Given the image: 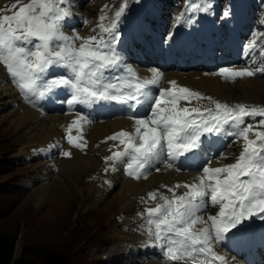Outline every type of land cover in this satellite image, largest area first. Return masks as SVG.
Segmentation results:
<instances>
[{
	"label": "snow or ice",
	"instance_id": "snow-or-ice-1",
	"mask_svg": "<svg viewBox=\"0 0 264 264\" xmlns=\"http://www.w3.org/2000/svg\"><path fill=\"white\" fill-rule=\"evenodd\" d=\"M63 4L66 0H30L13 15L0 16V62L21 89L41 99L55 96L64 89L70 98L63 102L73 109L76 105L90 108L113 102L133 111L137 107L145 109L146 117L134 118V134L121 131L107 138L119 139L125 145L124 151H117L106 159L120 162L128 157L127 175L146 178L154 160L165 154L172 162L180 157L194 159L205 143L202 137L232 136L244 141L235 163L203 167L198 184L184 185L189 191L172 199L161 196L164 204L147 210L148 217H156L148 220L155 229L150 235L164 250V257L170 261L195 260L207 253L215 257L213 241H223L229 233L243 231L247 221L254 217L264 221V132H257L255 140L249 139L254 126L245 124V117H264V109L213 101L211 97L177 86L174 80L169 82L170 89H164L159 87L163 74L158 70H153L151 79L138 78L115 47L120 40L119 21L124 7L116 13L110 27L101 25L99 38L89 37L77 48L75 41L81 38L63 31L66 18L72 16L68 7H60ZM11 7L16 8L17 4ZM187 7L193 12H209L212 5L190 2ZM230 15V8H226L221 19ZM72 32L76 33V29ZM244 50L245 53L250 50L248 45ZM52 68L63 69L68 75L48 76ZM258 73H264V67L226 66L211 75L234 83L238 78ZM44 77L47 78L38 86V81ZM150 86H157L156 94ZM192 98L209 100L215 104V109L178 107L181 101ZM77 115L66 130L67 142L83 148L86 145L78 143L80 138L72 136L71 132L81 121L92 122V117ZM259 124L264 125V119ZM61 155L70 157L69 152H61ZM174 166V163L168 164V167ZM149 196L154 199L156 194ZM205 197L209 200L205 201ZM206 203L219 205L218 215H209L210 226L194 231L193 225L197 223L207 225L198 215ZM218 259L225 260L223 256Z\"/></svg>",
	"mask_w": 264,
	"mask_h": 264
},
{
	"label": "bare ground",
	"instance_id": "bare-ground-1",
	"mask_svg": "<svg viewBox=\"0 0 264 264\" xmlns=\"http://www.w3.org/2000/svg\"><path fill=\"white\" fill-rule=\"evenodd\" d=\"M9 1L12 0H0V12L3 9L1 8V6ZM168 2L165 0L158 6H153L152 9H149V17L154 21L152 26L160 33L162 37L168 34L169 31L174 27V20L172 23L168 22V19L165 20L161 17V13L166 12L170 15L172 11H175V15H177L179 11V9H173V7H171L173 3L174 5L176 4L175 0H168ZM90 3H95V9H89V7L84 8L83 6L78 5L75 0H71L69 9L72 12V16L71 18H66V21L64 23V25L68 27V30L76 29L77 34L81 38H85L86 35L91 33L92 28H97L100 25V10H103L105 7L98 8V6L107 5V0H91ZM139 11L140 10H137V13L133 12L129 16V18L132 19L135 25L141 27V25H145V20L143 19L144 13H141ZM190 11V14L192 13L195 17L198 16V12H193L192 10ZM248 15H251V17H249V21H251L252 17L254 16L252 13ZM258 17H260L259 20L263 22V17L256 15V19ZM225 23L230 24V28L233 31L229 40L232 48L233 46H238L240 44V34L243 35V33H239L238 28H244L245 31L248 30V27L250 25L248 24V19L246 18V16L243 19L238 18V15L233 12V14L226 19ZM147 24L150 26L148 22ZM203 25L206 26V24ZM122 29L125 30L126 26ZM71 32L66 31L67 35L73 36L74 34H72ZM148 32L153 33V31L150 30ZM184 32H186V35L182 36V38H184L185 40L187 39L190 42L188 32H193L188 30V26L186 24L181 25L179 30L175 31V33L177 34H182ZM194 33L197 34L198 32ZM249 34L252 37V44L256 43L257 39H262V33L259 27L253 26L251 29H249ZM193 37H195L196 39H200L196 36ZM144 40H146L145 34H143V39L140 40V43L133 34L132 43L128 42V44L131 43L132 46L134 42H138L140 48H144ZM147 40L150 41L148 37ZM146 42L147 41H145V43ZM154 45L161 47L158 43V40L154 42ZM140 48H137L139 53L138 57H136L137 55H132V57L130 58L123 57L124 63L132 66V68L137 73V77L140 79H151L153 70H158L159 72H161L163 74V77L159 87L170 89L172 86L169 82L174 80L176 81L177 86L187 87L192 91L201 93L205 97H211L213 101L225 103L229 106L242 103L249 109L251 108V106H254L255 104L260 103L262 102V100H264L263 74H258L257 76L255 75L253 77L238 78L233 83L231 81L223 79L219 75H211V73L216 72L217 69L211 64L201 62L198 57H194L193 65L198 69H203V72H200L195 67L191 66H187L183 69H177V63L175 62L165 66L164 68H160V55L158 51H147L148 57L144 59L143 54H141V51H139ZM235 51L236 50L234 49L233 52L235 53V56L238 57V60L235 62L231 61L228 65H224V67L235 66L237 69L244 66L264 67V62L258 61L257 58L250 56L242 60L240 58L241 54ZM237 63H242L243 65L239 66ZM211 68H213L215 71H211ZM56 71L59 70L56 69ZM206 73L208 75H205ZM150 87L152 88V90L157 89V86ZM24 99L19 96L16 89L10 84L4 68L0 65V110L1 107L2 109L4 107L7 110V112L3 116V119H5L7 122L6 124L8 131L17 133L19 135L18 137L21 138V141L19 142L20 145L15 150L16 155H19L20 157L23 156V159L25 160L39 157L43 160V163L48 166V170H52L51 165L54 163L56 156L60 154L61 148H63V150L66 152L67 150L74 152V157L72 160L61 159L62 161L60 162L62 163L59 164L57 173L67 174L70 171L69 167L78 169V173L72 175L71 179H69V181H71L74 185V188L70 183H66L64 179H57V173L54 174V177L56 176V181L61 180L59 181L61 182V187L57 186L55 180L54 182H44L37 193L39 202H42L45 199L48 188H52L53 186L55 188V192H52L50 197L51 200L53 199L54 195L60 192L62 193L61 188L66 192L67 198H70L69 194L73 195L74 192H77L80 189V193L78 194L82 198L81 209L83 210L88 203L87 201L90 200V195L85 197V191L83 190L84 186H82L83 188L78 187L76 181H79V177L82 175L85 176V174L89 172H95L94 170L96 169V166H98L102 170V172L107 171V169L110 167L112 168L111 173L109 172L110 181L108 180L110 182V186L114 187L117 185L119 186L120 191L114 197H110V195H108L109 193H107L106 195L108 197L105 198V204L106 206L109 205L110 207L114 202L118 204V211L121 214L118 215V213L117 216H115L117 223V218L124 219L127 217L126 219H129L131 217V213L129 211L130 209H132L131 206L133 205V203L136 207L138 200L140 198L147 197L150 193H155L156 196H166L169 199H172L174 198V196L178 197L189 191V189L184 187V185L199 183L198 177L202 175V169L199 170L198 168H195L193 170V168H190L186 171H182L179 169H175L174 167H168V164L164 161L162 156H159L154 160L151 168L147 173L146 178L144 176H141L139 179L123 174L122 160L120 162H114L113 160L106 159L107 157L112 156L113 153L123 150V145H121L117 140H109L107 138L121 131L134 134V119L116 118L106 120L102 123H84L83 121H81L80 125L78 127L74 126L71 132L72 136L86 138L87 140L86 146H88V151L86 155H81L79 153H75V147L67 142L68 133L66 130L72 123V121L78 118L77 113L68 114L64 112L63 110L66 109L64 106L59 110L60 112H56L54 110L43 111L37 106L32 107L27 105L25 103L26 99ZM60 99L61 96L57 95V100ZM214 105V103L206 99L197 100L195 98H192L190 99V101H181L178 107H200L203 111L204 109L211 108ZM252 131L256 136L254 127ZM82 144L84 145V143ZM242 144H244L243 139L235 140L233 144H229L227 146L228 151H225L223 153V156H231L233 154V150L236 149L237 146ZM205 145H207L206 141ZM92 148H94V151H96V157ZM203 152L205 154L202 153L198 161L202 164V167L207 166L215 168L223 167L224 165L229 164L228 160L221 161L222 153L220 151L215 157H209L207 155L209 153V150H204ZM182 158L183 157H180L179 159L181 160ZM236 159L237 157H233L232 162L236 161ZM187 161L194 162L195 159H188ZM221 163L223 165L219 166L221 165ZM185 167V165L181 166L182 169H186ZM157 169L159 170L157 171ZM51 175L52 173H49L45 176V179L47 178V176L49 179ZM90 180L94 185H96V187H100L99 184L101 183L98 182L99 177H97L96 174L93 173ZM177 185H179V187H177ZM89 188H93V185H90ZM169 189H173L174 191H170ZM207 198L208 197H205V200ZM218 209L219 205H211L210 208L208 206H205L200 210L198 215L202 216L203 219L207 221V217L209 215H218ZM136 211H139V209ZM134 216L135 223L137 225H128L124 228H121L119 226L111 227V230L107 237L111 240H115L114 245L111 247L108 253L110 257L118 256V254L122 250H128L129 253L134 252L135 257L138 260L137 262L135 261L134 264H247L243 260L245 258V254H234L226 251L225 248L232 245L234 242L239 241V239L249 240L255 237V235L250 232H247L245 235L237 232L235 233L234 237L227 235L226 239L223 241L212 242L211 246L212 251L216 254L215 257H213L210 253L212 258L205 255L195 260L189 259L183 261L164 262L163 258L161 259L158 256L159 252L155 249V245L151 240L150 232L154 231V225L152 224L148 227L146 221L142 224H139V222L144 220V218L146 217L144 211H141L139 215H137L136 213V215ZM210 224V221H207V225L197 223L193 225V230L195 231L205 226H210ZM261 236H264V234L262 233ZM96 244L98 247L101 246L100 249H102V251H105L106 248H102L106 246L105 244ZM126 251H124V253H126ZM219 256H223L225 260L220 261L218 259ZM254 264H264V255H260V260L255 261Z\"/></svg>",
	"mask_w": 264,
	"mask_h": 264
},
{
	"label": "rangeland",
	"instance_id": "rangeland-1",
	"mask_svg": "<svg viewBox=\"0 0 264 264\" xmlns=\"http://www.w3.org/2000/svg\"><path fill=\"white\" fill-rule=\"evenodd\" d=\"M71 0H66V4L60 5V7H68L70 6ZM136 0H107V5L98 6L103 8L100 10V16L104 17L101 20L100 25L97 28H92L91 33L86 35L85 38H81L77 32L73 33L72 30H68V27L63 25V31L65 34L66 31L71 32L74 35H78L81 39L75 41V46L78 48L80 44L84 43V41L89 38L96 36L99 37V32L101 31V25L105 27H110L111 22L115 19L116 13L124 7L125 9H129L133 7ZM165 0H139L137 10H140L141 13H146L147 15L145 19L150 27H153L152 24L154 21L149 17V9L150 6H158L160 3H163ZM168 2V0H166ZM171 5L173 9H179L178 13H180L187 3H193V0H175ZM208 3H211L212 0H206ZM232 0H217L220 8L218 11L223 14V11L226 9L227 3H231ZM244 3L245 8L248 9L249 14H253L252 20L249 21V17L251 15L241 14L240 12H234L238 15V18H246L248 19V30L245 33L249 34V29L253 26L260 27V23L262 21L259 20L260 17L256 19V15H263L264 17V0H245ZM30 0H12L1 6L3 8L0 12V16L4 15H13L19 8L25 4H28ZM69 4H68V3ZM78 5L83 6L84 8L89 7V9H95V3H90L91 0H75ZM82 3V4H81ZM143 3V4H141ZM169 3V2H168ZM13 4H17L16 8H12ZM68 4V6H67ZM170 7V6H167ZM233 9H236L237 5H232ZM231 8V7H229ZM241 8H244L241 6ZM240 8V9H241ZM90 11V10H89ZM233 11V10H231ZM133 12H129L127 15L130 16ZM177 13V14H178ZM176 12L172 11L169 15L166 12L161 13V17L165 20L168 19V22L172 23L174 17H176ZM170 20V21H169ZM104 21V24H103ZM126 23L122 26L124 28ZM154 28V27H153ZM254 31V29H253ZM243 33V35H245ZM264 36V33H263ZM247 38V37H246ZM264 42V37H262ZM260 40V41H261ZM94 43V42H93ZM140 45L138 42H134L133 45L128 44L127 50L119 51V53L123 57H132V55H137L138 57V49ZM141 54H143L144 59L148 57L147 49L140 48ZM264 51V48L261 49ZM264 59V57L262 58ZM157 89L153 90V94H156ZM234 106V105H232ZM247 107V106H246ZM257 109H264V100L262 102L251 106ZM7 110L1 107L0 110V233L14 235L16 238L15 243V251L13 255V260H17L22 253L31 247H38L41 250H44L48 253H52L58 257L63 258L64 264H134V262L138 261L135 257L134 252L129 253L128 250H122L118 256L110 257L108 255L109 250L114 245V240H111L107 237L109 234L111 227H121L125 226L137 225L135 223V216L140 214L141 211L145 212L146 217L144 220L139 222V224L146 223L148 227L150 224L148 223L149 219H156L155 217H148L147 210L155 209L158 205L164 204V201L161 199V196H155V198H150L148 195L145 198H140L135 207L134 203L130 209L131 217L129 219H120L117 218V223L115 216L120 215L121 213L118 211V204L113 203L111 207L105 204V198L108 197L106 194L109 193L110 197H114L120 191L119 186H110V174L112 168H108L107 171L102 172V170L96 166L95 172L87 173L79 177V181H76L78 187L83 188L85 197L90 195V200H88L84 209H81V201L82 198L78 194L80 193V189L77 192H74L73 195L69 194L70 198H67L66 192L61 188L62 193H58L54 195L51 200L52 192H55L54 186L52 188H48L45 199L42 202H39L38 191L39 188L43 185L44 182H54L55 177L54 174L58 172L59 164H61L63 160H72L74 152L67 150L70 153V157L61 156V152H66L61 148V152L58 156H56L54 163L51 165L52 170H48V166L43 163V160L39 157H35L33 159L25 160L24 157H20L16 155L15 150L19 147V142L21 138H19L17 133L8 131L7 122L3 119L4 114ZM255 126V131L264 132V125L257 124ZM21 137V136H20ZM82 140V141H81ZM81 141V142H80ZM85 141V142H84ZM117 141L120 143L119 139ZM80 144L84 143L86 145V138H80L77 141ZM121 144V143H120ZM83 145V144H82ZM123 145V144H121ZM75 147V146H74ZM87 147V148H86ZM125 145H123L124 151ZM77 152H76V151ZM75 153H79L81 155H86L88 151V146H84L83 148H76ZM94 151V148H92ZM79 151V152H78ZM81 151H85L84 153ZM96 157V151H94ZM15 155V156H14ZM94 155V154H93ZM230 157V155H226ZM226 156L221 157V161L228 160L229 164L235 163L232 162L231 159H227ZM19 157V158H18ZM66 158V159H65ZM127 157L122 159V172L124 175L125 171V163ZM69 162V161H67ZM57 165V166H56ZM223 164L221 163L222 166ZM56 168V169H55ZM70 168L69 173H57V179H64L66 183L72 184L69 179L71 176L78 173L77 168ZM47 170V171H45ZM98 170V171H97ZM100 170V171H99ZM44 172V173H43ZM108 172V174H107ZM49 173H52L50 178L45 179V176ZM96 174L99 177L98 182L100 187H96L90 180L92 174ZM99 174V175H97ZM90 175V177H89ZM104 176V177H103ZM78 177V176H77ZM45 180V181H44ZM109 180V181H108ZM32 181V182H30ZM61 181V180H59ZM56 181L57 186L61 187V182ZM27 182V183H26ZM83 182V183H82ZM91 182V183H90ZM55 183V185H56ZM85 183V185H84ZM32 184V185H31ZM87 184V185H86ZM90 185H93V188H89ZM102 186V187H101ZM110 186V187H109ZM110 188V189H109ZM90 189V190H89ZM89 193V194H88ZM96 195V196H95ZM140 206H139V205ZM103 208H102V207ZM107 208H106V207ZM142 206V207H141ZM94 207V208H93ZM100 207V208H99ZM137 208V209H136ZM113 209V210H112ZM139 211H136L138 210ZM104 210V211H102ZM111 210V211H109ZM81 211V212H80ZM107 212V213H106ZM116 214V215H115ZM123 214V213H122ZM120 220V221H119ZM127 221V222H126ZM131 221V222H130ZM116 223V224H115ZM125 223V224H124ZM154 229V226H153ZM155 230V229H154ZM150 232V231H149ZM151 236V240L155 245V249L159 252L158 256L164 262H168L163 255V249L157 245V242L154 236ZM96 243L105 244V251H102L101 246H97ZM97 251V252H96ZM126 251V253H124ZM18 252V253H17ZM34 264H42L39 259L32 258L29 256ZM165 258V259H164ZM173 262V261H170Z\"/></svg>",
	"mask_w": 264,
	"mask_h": 264
},
{
	"label": "trees",
	"instance_id": "trees-1",
	"mask_svg": "<svg viewBox=\"0 0 264 264\" xmlns=\"http://www.w3.org/2000/svg\"><path fill=\"white\" fill-rule=\"evenodd\" d=\"M16 238L14 235L0 233V264H34L29 258L39 259L42 264H64V259L38 247L27 248L22 255L13 261Z\"/></svg>",
	"mask_w": 264,
	"mask_h": 264
},
{
	"label": "water",
	"instance_id": "water-1",
	"mask_svg": "<svg viewBox=\"0 0 264 264\" xmlns=\"http://www.w3.org/2000/svg\"><path fill=\"white\" fill-rule=\"evenodd\" d=\"M14 261V260H13Z\"/></svg>",
	"mask_w": 264,
	"mask_h": 264
}]
</instances>
